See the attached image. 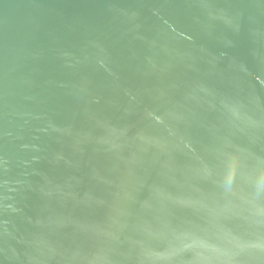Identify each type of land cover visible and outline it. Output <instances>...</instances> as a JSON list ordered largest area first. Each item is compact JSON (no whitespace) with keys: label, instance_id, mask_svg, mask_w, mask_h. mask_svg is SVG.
I'll list each match as a JSON object with an SVG mask.
<instances>
[{"label":"water","instance_id":"water-1","mask_svg":"<svg viewBox=\"0 0 264 264\" xmlns=\"http://www.w3.org/2000/svg\"><path fill=\"white\" fill-rule=\"evenodd\" d=\"M0 264H264V0H0Z\"/></svg>","mask_w":264,"mask_h":264}]
</instances>
